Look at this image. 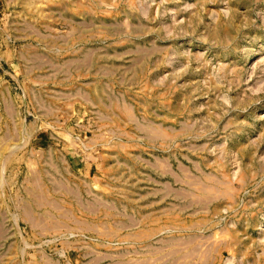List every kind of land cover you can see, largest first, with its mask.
Listing matches in <instances>:
<instances>
[{"label":"rangeland","instance_id":"374dc122","mask_svg":"<svg viewBox=\"0 0 264 264\" xmlns=\"http://www.w3.org/2000/svg\"><path fill=\"white\" fill-rule=\"evenodd\" d=\"M0 264H264V0H0Z\"/></svg>","mask_w":264,"mask_h":264},{"label":"bare ground","instance_id":"6f19581e","mask_svg":"<svg viewBox=\"0 0 264 264\" xmlns=\"http://www.w3.org/2000/svg\"><path fill=\"white\" fill-rule=\"evenodd\" d=\"M197 169H199V168H197ZM204 200V199H203Z\"/></svg>","mask_w":264,"mask_h":264}]
</instances>
